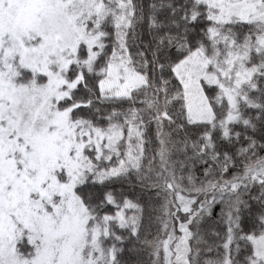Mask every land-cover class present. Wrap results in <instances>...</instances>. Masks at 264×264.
I'll use <instances>...</instances> for the list:
<instances>
[{
    "label": "snow or ice",
    "instance_id": "obj_1",
    "mask_svg": "<svg viewBox=\"0 0 264 264\" xmlns=\"http://www.w3.org/2000/svg\"><path fill=\"white\" fill-rule=\"evenodd\" d=\"M0 264H264V0H0Z\"/></svg>",
    "mask_w": 264,
    "mask_h": 264
},
{
    "label": "trees",
    "instance_id": "obj_2",
    "mask_svg": "<svg viewBox=\"0 0 264 264\" xmlns=\"http://www.w3.org/2000/svg\"><path fill=\"white\" fill-rule=\"evenodd\" d=\"M114 187L118 188L119 185L118 184L114 185ZM220 207L221 206L218 204V205H215L212 208V210H211L212 211V221L214 222L216 229L219 232H221V234H223L225 226L223 225V223L221 221L218 220V216H217V214L220 212ZM108 208L111 209L112 211H115V209L112 208V206H110V205L108 206ZM144 226H145V228H147V219L145 220V225ZM152 233L155 234V229L154 228L152 230ZM210 239H215V237H211ZM124 258L129 260L130 262L133 259L127 251H125V253H124ZM145 259H146V257H145Z\"/></svg>",
    "mask_w": 264,
    "mask_h": 264
},
{
    "label": "rangeland",
    "instance_id": "obj_3",
    "mask_svg": "<svg viewBox=\"0 0 264 264\" xmlns=\"http://www.w3.org/2000/svg\"><path fill=\"white\" fill-rule=\"evenodd\" d=\"M215 205H218V204H215ZM215 205H213V207H214Z\"/></svg>",
    "mask_w": 264,
    "mask_h": 264
}]
</instances>
